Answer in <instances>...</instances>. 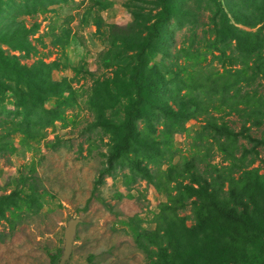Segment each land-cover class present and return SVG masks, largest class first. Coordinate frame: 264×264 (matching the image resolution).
I'll use <instances>...</instances> for the list:
<instances>
[{
  "label": "rangeland",
  "instance_id": "rangeland-1",
  "mask_svg": "<svg viewBox=\"0 0 264 264\" xmlns=\"http://www.w3.org/2000/svg\"><path fill=\"white\" fill-rule=\"evenodd\" d=\"M0 264H264V0H0Z\"/></svg>",
  "mask_w": 264,
  "mask_h": 264
},
{
  "label": "trees",
  "instance_id": "trees-1",
  "mask_svg": "<svg viewBox=\"0 0 264 264\" xmlns=\"http://www.w3.org/2000/svg\"><path fill=\"white\" fill-rule=\"evenodd\" d=\"M255 2H256V0H255ZM185 22H186V18H184L182 16H171L170 13L166 12V14L161 18V25L159 27L155 26V28L152 29V33H151L150 38H149L148 48H150L154 45L153 39L158 38L159 30H164V33L168 36L170 34V31H171V28H170L171 25L175 26L176 28H180L181 26H183L185 24ZM225 30L228 33H233V32L235 33V31L237 29L232 25H226ZM168 38H169V36H168ZM236 40L238 41V39H236ZM239 41H240V43H239L240 48L245 49L249 53L255 52V50H256V47L251 45V44H256V46L259 45V38H256V40L251 41V43H250L249 39H245L243 41L239 40ZM144 50H146V48ZM144 50H142L140 58L143 56ZM138 62H139L138 63V70L141 72V61L139 60ZM142 72H143V68H142ZM8 74H9V71H6L5 76H7ZM159 85L162 86L161 84H159ZM138 98H139V96H138ZM138 105H139V103L134 105L132 110L128 114L129 118L127 121L128 125L126 127V137H125V142H124V148L128 147L127 140L130 136H132L131 128H132L133 124L142 117ZM120 155H121V150H118L114 154L109 156V158L107 160V169L105 170L104 173L109 174V172L114 169V165L116 164ZM101 178H102V175H101L100 179L98 180V182L101 181Z\"/></svg>",
  "mask_w": 264,
  "mask_h": 264
}]
</instances>
